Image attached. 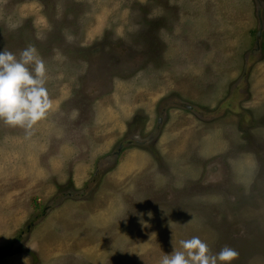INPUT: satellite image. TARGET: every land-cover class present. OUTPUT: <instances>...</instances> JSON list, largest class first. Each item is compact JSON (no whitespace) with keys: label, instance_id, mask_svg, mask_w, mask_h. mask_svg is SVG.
<instances>
[{"label":"rangeland","instance_id":"374dc122","mask_svg":"<svg viewBox=\"0 0 264 264\" xmlns=\"http://www.w3.org/2000/svg\"><path fill=\"white\" fill-rule=\"evenodd\" d=\"M28 46L53 106L0 122V264H159L192 236L264 264V0H0V50Z\"/></svg>","mask_w":264,"mask_h":264},{"label":"clouds","instance_id":"9594fccd","mask_svg":"<svg viewBox=\"0 0 264 264\" xmlns=\"http://www.w3.org/2000/svg\"><path fill=\"white\" fill-rule=\"evenodd\" d=\"M46 67L33 46L20 50L19 55L0 50V122L21 127L30 134L33 126L52 109L46 88ZM180 248L165 254L159 264H231L238 255L224 246L215 254L198 236L179 241Z\"/></svg>","mask_w":264,"mask_h":264},{"label":"flooded vegetation","instance_id":"af4514ba","mask_svg":"<svg viewBox=\"0 0 264 264\" xmlns=\"http://www.w3.org/2000/svg\"><path fill=\"white\" fill-rule=\"evenodd\" d=\"M130 140H131V139H129L128 141H130ZM134 141L138 142V140H134ZM123 144H124V143H122V145H119V146H118V151H117V153L120 152V151L122 150ZM124 145H125V144H124Z\"/></svg>","mask_w":264,"mask_h":264},{"label":"trees","instance_id":"16d2710c","mask_svg":"<svg viewBox=\"0 0 264 264\" xmlns=\"http://www.w3.org/2000/svg\"><path fill=\"white\" fill-rule=\"evenodd\" d=\"M6 254H8V251H6V250L0 251V257L4 256Z\"/></svg>","mask_w":264,"mask_h":264},{"label":"crops","instance_id":"0c3cea01","mask_svg":"<svg viewBox=\"0 0 264 264\" xmlns=\"http://www.w3.org/2000/svg\"><path fill=\"white\" fill-rule=\"evenodd\" d=\"M78 239V241H82L83 239H80V238H77ZM76 239V240H77ZM96 240H98V238L96 239ZM84 254V253H83ZM12 255V254H11ZM11 255H7V256H11ZM2 259V258H1Z\"/></svg>","mask_w":264,"mask_h":264}]
</instances>
